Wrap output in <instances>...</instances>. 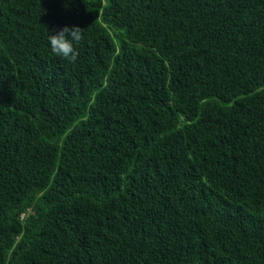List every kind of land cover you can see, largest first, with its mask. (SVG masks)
Here are the masks:
<instances>
[{"label":"trees","instance_id":"obj_1","mask_svg":"<svg viewBox=\"0 0 264 264\" xmlns=\"http://www.w3.org/2000/svg\"><path fill=\"white\" fill-rule=\"evenodd\" d=\"M0 264H264V0H0Z\"/></svg>","mask_w":264,"mask_h":264},{"label":"clouds","instance_id":"obj_2","mask_svg":"<svg viewBox=\"0 0 264 264\" xmlns=\"http://www.w3.org/2000/svg\"><path fill=\"white\" fill-rule=\"evenodd\" d=\"M83 30L78 26L63 27L48 37L52 53L69 63H75L79 52L76 48L83 39Z\"/></svg>","mask_w":264,"mask_h":264}]
</instances>
